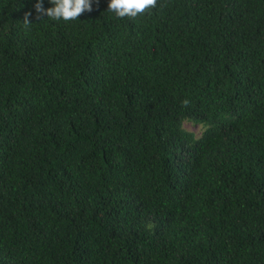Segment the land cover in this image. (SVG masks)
Here are the masks:
<instances>
[{"label": "trees", "instance_id": "trees-1", "mask_svg": "<svg viewBox=\"0 0 264 264\" xmlns=\"http://www.w3.org/2000/svg\"><path fill=\"white\" fill-rule=\"evenodd\" d=\"M108 2L0 0V264H264V0Z\"/></svg>", "mask_w": 264, "mask_h": 264}, {"label": "clouds", "instance_id": "clouds-1", "mask_svg": "<svg viewBox=\"0 0 264 264\" xmlns=\"http://www.w3.org/2000/svg\"><path fill=\"white\" fill-rule=\"evenodd\" d=\"M53 5L45 9L43 7V0H36L33 5L36 20H42L43 17L48 19L64 22L77 20L78 17L85 12L93 10V0H48ZM158 5V0H109L107 11L115 14L117 18H130L134 19L138 15H144L151 12ZM32 16L31 12H26L23 17L22 24L25 28H29L33 23L30 22L29 17ZM189 100L182 101V106L187 107ZM151 225L153 223L151 222Z\"/></svg>", "mask_w": 264, "mask_h": 264}, {"label": "rangeland", "instance_id": "rangeland-1", "mask_svg": "<svg viewBox=\"0 0 264 264\" xmlns=\"http://www.w3.org/2000/svg\"><path fill=\"white\" fill-rule=\"evenodd\" d=\"M182 125L184 129L188 131H192L193 133H195L196 136H199L200 134L199 126L192 125L188 121H184Z\"/></svg>", "mask_w": 264, "mask_h": 264}]
</instances>
